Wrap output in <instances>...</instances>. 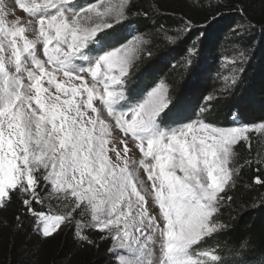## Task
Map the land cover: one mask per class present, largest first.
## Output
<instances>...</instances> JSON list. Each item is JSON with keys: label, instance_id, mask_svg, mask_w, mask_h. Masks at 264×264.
Listing matches in <instances>:
<instances>
[{"label": "snow or ice", "instance_id": "6c2138e0", "mask_svg": "<svg viewBox=\"0 0 264 264\" xmlns=\"http://www.w3.org/2000/svg\"><path fill=\"white\" fill-rule=\"evenodd\" d=\"M137 7V0H0V210L19 205L18 228L32 219L48 238L63 225L94 246L87 225L109 242L111 264H264V243L219 248L231 233L220 216L241 170L255 167L264 186V154L250 155L249 135L264 138V122L216 126L208 105L173 99L152 70L137 81L132 69L149 43ZM222 15L219 7L207 12L186 49L190 83L201 42ZM177 25H161L172 45L201 27L187 13ZM252 29L242 22L234 34L242 40ZM245 60L241 51L238 73ZM225 80L221 91L238 82Z\"/></svg>", "mask_w": 264, "mask_h": 264}, {"label": "trees", "instance_id": "16d2710c", "mask_svg": "<svg viewBox=\"0 0 264 264\" xmlns=\"http://www.w3.org/2000/svg\"><path fill=\"white\" fill-rule=\"evenodd\" d=\"M198 3L202 7L193 8L192 0H137V10L145 15L136 17V26L151 37L149 58L142 60L134 71L137 81L150 69L161 79L169 80L173 99L183 96L198 110L207 103L205 98L211 89L208 78L219 70L224 49L230 43L236 44L250 53L249 62L237 86L228 95L208 103L209 118L220 126H228L234 113L247 123L264 120V3L262 0H198ZM237 6L246 8V15L242 16ZM218 7L223 15L208 29L207 41L201 42L202 55L196 61L199 74L190 83L192 65L178 71L172 67L173 60L185 59L186 49L197 40L196 32H202L207 24L204 15ZM185 13L201 27L194 30L191 39L184 37L176 45L163 40L161 25L164 29L175 28ZM242 22H250L253 29L241 40L234 30ZM257 176H261L260 171L244 169L231 192L233 208L222 211L220 217L231 225V233L219 240V248L225 253L245 240L257 246L264 243V186L255 183ZM18 211L19 205L0 210V264H111L109 242L100 240L98 231H86L96 241L94 246L78 242L72 228L43 238L34 230L32 219L23 220L17 227ZM210 246H216V242H210Z\"/></svg>", "mask_w": 264, "mask_h": 264}, {"label": "rangeland", "instance_id": "374dc122", "mask_svg": "<svg viewBox=\"0 0 264 264\" xmlns=\"http://www.w3.org/2000/svg\"><path fill=\"white\" fill-rule=\"evenodd\" d=\"M16 15H18L20 17H24L26 14L23 13L22 10L17 9ZM142 33L144 34V38L146 40H148L149 43L146 45L147 51L145 52V55L139 61H137V66L140 64V62L142 60L148 59L149 55H150L149 47L151 44V37H150V35H148L145 32H142ZM168 34L171 35L172 33L169 32ZM160 35L162 36L163 40L167 41L165 39L164 32H161ZM224 50H225V52L223 54V59L220 61V64L218 66L219 70L215 73H211V75L208 78V83L211 85V89L209 90L210 94L208 96H210V95L215 96V99L212 101H215L219 98H222V96L228 95V93H230L237 86L239 79H241V76L244 72L243 71L242 73H238V58H239L240 52L243 51L245 53V57H246V60L244 62V70H245V68L249 62V59H250V53L247 52V50H244L241 46H238L236 44L233 45L232 43H230ZM137 66L134 69H132L133 72L136 71V69L138 68ZM188 66H191V65L186 66V60L185 59H180V60L175 59V60H173V63H172V67L175 69H178V71H179V69L183 70L185 67H188ZM226 77L228 78L227 82H230L233 78H237L238 82L236 85L232 86L229 90L221 91L222 89L225 88V84H226L225 78ZM206 78L207 77H205V79ZM162 80L168 85V91L170 94L171 93L170 92L171 83L169 82L168 79H166V77H163ZM206 102L207 103L205 105L209 106L208 103L211 101L206 100ZM205 105H203V106H205ZM258 122H264V120L247 123L246 120L242 116H237V114L234 113L233 118L230 119V122H229L230 124L228 126H235V125H241V124H243V125H255ZM216 126H220V125H216ZM249 135L252 136V150L250 152V155L252 157H255L257 155V153L264 154V138H261V133L250 131ZM245 154L246 155L249 154V151L247 149L245 150ZM245 169H247V167ZM254 169H255V167H253V169H251V170H254ZM243 170L244 169L241 170V176H242ZM255 172H259V171L255 169ZM245 179H246V177H245ZM262 197L264 198V194H262ZM226 208H233L232 203L225 205V207L222 209V211ZM220 219H221V221L224 222V219H222L221 217H220ZM62 229H65V227L63 225L61 226V230ZM89 229H91V228H89L87 225H85V231H87ZM93 230H95V229H93ZM76 231H79V229H76ZM95 231H97V230H95Z\"/></svg>", "mask_w": 264, "mask_h": 264}]
</instances>
